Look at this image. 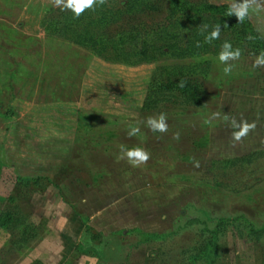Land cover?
Returning a JSON list of instances; mask_svg holds the SVG:
<instances>
[{"label":"rangeland","instance_id":"rangeland-1","mask_svg":"<svg viewBox=\"0 0 264 264\" xmlns=\"http://www.w3.org/2000/svg\"><path fill=\"white\" fill-rule=\"evenodd\" d=\"M157 7L155 15L136 16V25L163 23L168 4ZM50 9L61 11L48 0H0V264H207L193 257L214 236L213 264H264L258 55L242 51L230 75L218 60L221 49L206 56L211 68L196 77V96L188 98L154 79L181 61L132 66L110 60V50L95 55L72 34L45 32ZM249 16L255 28L264 22V11ZM11 107L14 117L6 120ZM216 112L220 118L210 121ZM160 113L169 126L164 134L143 123ZM224 115L256 128L233 144ZM130 125L140 127L131 138ZM120 145L145 148L151 159L139 168L117 162Z\"/></svg>","mask_w":264,"mask_h":264},{"label":"trees","instance_id":"trees-1","mask_svg":"<svg viewBox=\"0 0 264 264\" xmlns=\"http://www.w3.org/2000/svg\"><path fill=\"white\" fill-rule=\"evenodd\" d=\"M115 1H120L122 6ZM165 1L168 8L163 23L136 25V16L155 15L161 11L157 3ZM228 6L216 5L209 0H108L107 4L96 7L94 11L86 10L78 19H74L69 10L54 14L56 11L50 9L42 25L48 34H72L71 40L75 44L91 50L95 55L103 56L105 51L110 50L108 58L119 63L134 66L152 63L161 57L179 60L180 63L157 71L155 82L168 83L167 87L173 86L188 98H194L199 86L196 77L204 78L211 68L206 56L216 55L223 42H230L233 49L240 48L241 52L251 50L259 55L264 51V22L257 20L255 28L249 16L239 23L234 15L226 14ZM121 20L128 22L119 24L122 30L117 34L111 33L110 28ZM216 25L220 26V38L205 43V36ZM249 35L256 39L248 40ZM14 114L11 107L4 118L11 120ZM262 231L258 235H262ZM217 252L218 236H214L208 242L206 252L193 257V261L205 259L207 264H213Z\"/></svg>","mask_w":264,"mask_h":264},{"label":"clouds","instance_id":"clouds-1","mask_svg":"<svg viewBox=\"0 0 264 264\" xmlns=\"http://www.w3.org/2000/svg\"><path fill=\"white\" fill-rule=\"evenodd\" d=\"M108 0H48V3L61 11L70 10L73 14L74 19H78L86 10H95L96 7L107 4ZM250 11L261 12L264 11L261 0H242L237 2L233 0L228 6L227 15L235 16L239 23H243L246 18L249 17ZM203 28H207V25H203ZM220 26H214L213 30L205 36V43H211L214 40L220 38ZM248 40H255L256 37L249 35ZM199 46V44L197 45ZM241 57V49H233L232 44L228 41L223 42L221 45V51L218 54V60L220 64L225 65L223 72L225 75H230L233 70L232 61H237ZM253 68L264 67V51H262L253 61ZM183 86V85H181ZM221 114L219 112L213 113L210 117L211 120L219 119ZM223 119L229 122V126L234 130L231 133V141L233 144L239 143L243 138L247 137L250 132L255 130L256 123H249L245 119L237 120L235 117H229L224 115ZM209 121V122H210ZM149 131L153 133L164 134L168 132L167 116L164 113H160L158 116H149L143 122ZM140 133L139 126H129L127 136L129 138L136 136ZM180 133L176 132L173 134V139L179 140ZM120 151L117 156V162L125 161L133 168H139L147 164L151 159V154L142 147L135 146L128 148L125 145H120ZM195 167H199V163L195 162Z\"/></svg>","mask_w":264,"mask_h":264},{"label":"crops","instance_id":"crops-1","mask_svg":"<svg viewBox=\"0 0 264 264\" xmlns=\"http://www.w3.org/2000/svg\"><path fill=\"white\" fill-rule=\"evenodd\" d=\"M96 245H97V244H92V246L94 247V249H95V251H96V256H95V257L98 256V257L101 258V257H102V253H101L100 250L96 249ZM87 258H88L87 260L90 261V259H92V258H94V257H89V256H87ZM96 259H97V258H96ZM58 264H64V261H63V260H62V261H59Z\"/></svg>","mask_w":264,"mask_h":264}]
</instances>
